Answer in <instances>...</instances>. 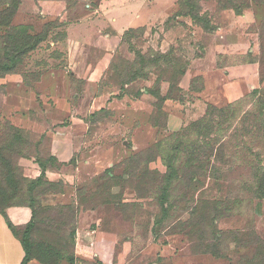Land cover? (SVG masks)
<instances>
[{
    "label": "rangeland",
    "instance_id": "obj_1",
    "mask_svg": "<svg viewBox=\"0 0 264 264\" xmlns=\"http://www.w3.org/2000/svg\"><path fill=\"white\" fill-rule=\"evenodd\" d=\"M99 13L124 38L72 64L68 23ZM71 124L74 152L49 135ZM29 197L46 264H103L98 234L140 264H264V0H0V207Z\"/></svg>",
    "mask_w": 264,
    "mask_h": 264
},
{
    "label": "crops",
    "instance_id": "obj_2",
    "mask_svg": "<svg viewBox=\"0 0 264 264\" xmlns=\"http://www.w3.org/2000/svg\"><path fill=\"white\" fill-rule=\"evenodd\" d=\"M103 6L104 4H101V9H103ZM67 13L68 11L66 12V14ZM63 19H66L65 15ZM106 19V16L104 17L103 14H100L99 17H95L93 19H81L80 21L68 23L67 41L71 44L69 47L70 50L68 55L70 57L69 59L72 61V64H75L77 66L79 64L82 65L83 61V66H88L89 63L87 62L88 56H86L85 52V43L89 41L90 38H92L93 32H95L93 46L101 47L105 51L104 56H110L112 52L117 48V46L121 43L123 34L125 33L124 30H110L108 28L97 26V23H104ZM113 19L114 21H116L115 18ZM99 63V65L94 63L89 65L90 70L88 72V76L91 77L93 74L98 73V69L101 66H105V63L103 61L100 60ZM181 123V120L175 118V124L177 126H179ZM76 127H78L76 124H71L69 126L53 125L50 128L49 135H51V137L53 138L54 143H56L57 145H67L74 152L76 147L75 136H71L70 132H72ZM25 171L26 175L32 178H36L41 174L40 167L35 165L34 163H29L28 165H26ZM46 174L52 182H63L65 185H69L68 181L70 175L68 174H63L59 171H54L51 169H49ZM6 214L11 223L16 228V231H13L11 229L6 217L2 212H0V264H22L26 253L19 231L22 230L32 219V209L27 205H14L6 209ZM94 238L95 239L93 240V242L97 243L96 245H98L96 256L99 257L103 264H140L138 260L139 252L135 254L136 256L134 258V252L133 250H131V246H128L129 244L123 243V245H121L120 247L121 250H114L110 254V252H108L106 249H103L101 246L103 240H105V237L98 234ZM116 239H119V237L116 236ZM130 256L131 259H129ZM27 264L43 263L36 258H31Z\"/></svg>",
    "mask_w": 264,
    "mask_h": 264
},
{
    "label": "trees",
    "instance_id": "obj_3",
    "mask_svg": "<svg viewBox=\"0 0 264 264\" xmlns=\"http://www.w3.org/2000/svg\"><path fill=\"white\" fill-rule=\"evenodd\" d=\"M226 6H227V8H232L231 5L227 4ZM51 22H53V20L47 21L46 23H44L41 31L34 32L35 34L33 36V38H34L33 40L36 42V44H39L41 41L44 40L42 36L46 30L47 25H49ZM125 33H126V31H125ZM125 33L123 34L122 39L124 38ZM36 44H34V45H36ZM219 110H221V109L217 108L215 105H208V109H207V112L205 113V117L201 122H206V121L207 122H209V121L213 122L212 116L215 114L216 111H219ZM220 112H222V111H220ZM195 124L197 126H199L200 122H197ZM40 169H41V174L38 177L33 178V179H29V178H25V179L26 180L28 179V181H30V183L39 182L40 180H42L43 177L47 176L46 173L48 171V167H46V166L42 167L40 165ZM50 182L52 184H54V183L61 184V185L64 184L63 182H52V181H50ZM32 190H34V189H32ZM35 204H36V202L34 201V199L32 197H29V200H27V201H25L23 199V201L21 203H15V204L8 205L6 207H0V212H2L4 214V216L7 219L9 226L11 227V229L13 231H16V228L14 227V225L11 223V221L7 217L6 209L8 207L14 206V205H27L32 209V213H33L32 219L22 230L19 231V233L21 234L22 242H23V245L25 248V253H26L22 264H27L31 258H36L39 261H41L43 264H46L45 262H43L42 260H40L39 258H37L31 254L32 245H31L30 237H31L32 232H33L34 227H35V213H36V205Z\"/></svg>",
    "mask_w": 264,
    "mask_h": 264
}]
</instances>
